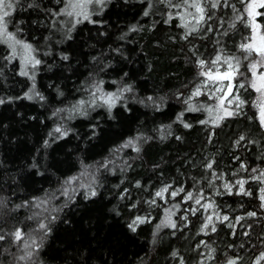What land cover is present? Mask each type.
<instances>
[{
	"label": "trees",
	"instance_id": "1",
	"mask_svg": "<svg viewBox=\"0 0 264 264\" xmlns=\"http://www.w3.org/2000/svg\"><path fill=\"white\" fill-rule=\"evenodd\" d=\"M63 2L20 0L12 15L40 57L34 97L0 43V264L264 263V128L252 95L219 124L188 99L200 61L240 52L245 2L204 0L197 25L184 0H110L65 34ZM165 187L212 198L215 231H200L202 210L183 194L162 203ZM177 200L187 221L173 227Z\"/></svg>",
	"mask_w": 264,
	"mask_h": 264
},
{
	"label": "rangeland",
	"instance_id": "2",
	"mask_svg": "<svg viewBox=\"0 0 264 264\" xmlns=\"http://www.w3.org/2000/svg\"><path fill=\"white\" fill-rule=\"evenodd\" d=\"M20 0H6V3H11L10 8L3 9L4 11H8L9 15L5 17V21L7 22V33L11 34L14 37V40H8L6 35L0 34V43L5 44L10 52V57L13 60H17L20 64V70L22 72H27L28 77L32 80V86L31 90L27 93L28 97H34L36 95V81L38 76V69L39 65L41 63L40 57L37 55V49L33 42L24 40L20 37L19 33L17 32L18 25L14 24L12 27V15L14 14L18 3ZM110 0H101V3L97 4L95 2L88 3L85 8H79V7H71V5L81 4L84 3V0H64L62 3V8L59 9V13L57 15L56 28L60 29L62 33L65 34V24H68V27L72 28V30L80 24V22H83L85 20H93V16L95 14H101L105 9L107 4ZM211 1V0H210ZM244 1V0H243ZM245 7L246 3L243 7V18L245 25H248L249 33L247 34V37L245 38L244 43L252 42L254 46H258V36H261L264 34L262 25L260 22H257L260 26L258 30L255 32L253 31V27L249 25V21H252L255 24L254 18L258 17L259 15H255L254 17H249L247 13H245ZM68 12H72V15H67ZM83 12H87L89 19H84V16L82 15ZM255 12L260 13V7L255 8ZM240 16V15H239ZM256 25V24H255ZM255 37V40L252 38ZM15 41H19L20 43H15ZM23 44L31 45V53L25 51V49L22 47ZM240 44V45H241ZM240 48V47H239ZM29 55L31 57H34L35 60H39V64H35L33 66V63L28 59ZM221 57V60L217 64H213L212 61L215 60L217 56ZM259 57L252 53V55H248L246 52H244L242 49L238 54H231L227 52L220 51L216 54V56L210 61H204V66L200 69V74L202 76V79L200 82L193 88L191 94L189 95V100L191 101L189 107H194L197 110H200L201 108L206 107L208 110V117L206 120H209L212 124H219L224 119L228 117H232L234 115L239 114L241 109L247 104V97H250L252 95V102L251 107H253L254 111L256 112V115L258 119L261 122V102L264 100V97H262L261 93L256 91L254 88L250 86L251 82L253 80L257 81V85L259 86V80L257 79L259 74L264 72V66L257 65L256 68V76H253L252 71H250V65L257 61ZM225 60H231V63L233 64V78L231 80L232 83V89L229 91L227 89V84L229 83L228 80H221L217 79L215 84L209 80L206 76L202 75L204 72H208L209 70L212 71L214 76L219 77L218 74L228 72V65L224 63ZM246 60L248 61L247 64H245ZM238 63V71H235L236 65ZM245 61V62H244ZM244 63L245 68V74L247 72L249 75L243 74L242 67ZM247 80V83H245L244 76ZM239 84H243V87H238ZM217 87H223V91H217ZM199 88L200 95H194L196 90ZM246 95V97L244 96ZM221 97L223 99H221ZM240 101H243V103H240ZM239 104V107L237 105ZM195 109V110H196ZM227 113H232V115H228ZM262 124V123H261ZM264 128V124H262ZM262 174H264V171H262ZM258 178V177H257ZM262 181V188H261V196H264V176L260 177ZM242 178H238L237 183L241 182ZM74 184V182H73ZM76 185V184H75ZM227 185V184H226ZM228 186V185H227ZM167 188V187H165ZM159 190L158 192H161L163 189ZM228 189H231V186L227 187ZM175 192L176 195L183 194V197L181 198V202L189 201L192 205V212L195 213L199 209L202 210L201 214L203 216V222L200 231L203 233H208L209 231H212L213 227L216 228L217 223L223 219V215H221L212 198H210L208 195L203 196L202 193L194 194L193 192H185L182 193L181 189H173L168 193V188L166 192H163L162 196H157L162 203L168 202V198H173L175 196L172 195V193ZM191 193L192 199H187V194ZM199 199L200 203L197 204L196 200ZM192 201V202H191ZM181 202L177 200V202L170 203L168 205V209L166 212V216H168L167 220L171 221V225L178 224L179 220L184 221V219L187 221V213L182 210V212L179 211V209L183 208ZM264 205V200H262ZM208 205H211V207H208ZM211 217V222H209L208 218ZM180 218V219H179ZM207 224V227L205 225ZM257 263V260H256ZM255 263V264H256ZM259 264H264L262 260L258 262Z\"/></svg>",
	"mask_w": 264,
	"mask_h": 264
},
{
	"label": "snow or ice",
	"instance_id": "3",
	"mask_svg": "<svg viewBox=\"0 0 264 264\" xmlns=\"http://www.w3.org/2000/svg\"><path fill=\"white\" fill-rule=\"evenodd\" d=\"M95 2L97 4L101 3V0H84V3L81 4H76V5H71V7H79V8H85L86 5L88 3H92ZM170 2V0H169ZM244 2L246 3V7H245V13H247V15L249 17H254L255 15H261L262 13H258L255 12V8L256 7H260V8H264V0H244ZM184 3L187 7L189 8H193L195 9V13H189V15L193 16V19H195L196 24L199 25L202 22L205 21V17H206V7L204 4V0H191V2H189V0H184ZM12 5L11 3H6V0H0V34L2 35H6L8 40H14V37L11 34L7 33V22L5 21V17H7L9 15L8 11H4L3 9L10 8ZM173 7H176V5H171ZM219 0H211V7L212 8H217L219 7ZM225 7L228 6L227 4V0H225ZM234 7V6H233ZM67 15L71 16L72 12H68ZM82 15L84 16V19H89V16L87 14V12H83ZM145 15H147V13H145ZM210 19V17H208ZM237 19H243V16H238ZM249 25L253 27V31L255 32L260 26L259 25H255L252 21H249ZM185 27H188L187 24H185ZM196 26H192L191 31H196ZM253 40H255V37L252 38ZM260 42L258 44V46H254V44L252 42H248V43H244L240 45V48L246 52L249 56L252 55V53H255L259 59L257 61H255L254 63H252L250 65V71H252L253 76H256V68L257 65L260 66H264V34H262L259 38ZM15 43H20L19 41H15ZM22 47L25 49L26 52H28L29 54L31 53L32 49H31V45L28 44H23ZM28 59L33 63V66H35V64H39L40 61L39 60H35L34 57H31L29 55ZM221 60V57L218 55L215 60L212 61L213 64H217L219 63ZM224 63H226L228 65V72H225L222 76H214L212 71L209 70L208 72H204L202 73V75L206 76L209 80H211L214 84L216 82L217 79H221V80H228L229 83L227 84V89L230 91L232 89V84H231V80L233 78L232 72H233V64L231 63V60H225ZM238 61H237V65L235 68V71H238ZM205 64L204 61H200V65L201 67H203ZM22 75H27V72H22ZM259 80V86L257 85V81L253 80L250 84V86L252 88H254L256 91L260 92L262 97H264V72L260 73L258 78ZM243 84H239L238 87H243ZM224 88L223 87H217V91H223ZM194 95H200V90L199 88L196 90V92L194 93ZM109 99H111V97H109ZM221 99H223L221 97ZM0 103H3V100H0ZM83 103V102H81ZM240 103H243V101H240ZM237 107H239V104L237 105ZM228 115H232V113H227ZM261 123L264 124V100H262L261 102ZM187 126V125H186ZM57 131H59V129H57ZM241 139H243V137H241ZM208 168L212 167V164L209 163L207 165ZM262 176H264V174H262ZM241 185V190L243 189V182H239ZM225 187H228L227 185ZM167 188L163 189L161 192H157L156 195L157 196H162L163 192H166ZM181 191H183L181 189ZM173 196L176 195L175 192L172 193ZM187 199H192V195L191 193L187 194ZM261 199L264 200V196H261ZM196 203L199 204L200 200L197 199ZM208 207H211V205H208ZM250 216H255V213H249ZM224 219L226 220L227 217H224ZM209 222H211V217L208 218ZM173 227H175V225H172ZM41 228H44L45 226L43 224L40 225ZM205 227H207V224L205 225ZM213 231H215V228L213 227L212 229ZM14 236L17 240L22 239V234L19 230H17L14 233ZM3 236H0V239H3ZM27 247V245H25ZM21 259H24V257H21ZM229 264H236L235 261H229Z\"/></svg>",
	"mask_w": 264,
	"mask_h": 264
},
{
	"label": "flooded vegetation",
	"instance_id": "4",
	"mask_svg": "<svg viewBox=\"0 0 264 264\" xmlns=\"http://www.w3.org/2000/svg\"><path fill=\"white\" fill-rule=\"evenodd\" d=\"M255 18L257 19L256 22H255V24L258 25V23H257V22H258V17H255ZM254 21H255V20H254ZM258 29H259V28H258ZM258 29H257V30H258ZM257 38H258V43H259V42H260V40H259L260 36H258Z\"/></svg>",
	"mask_w": 264,
	"mask_h": 264
},
{
	"label": "water",
	"instance_id": "5",
	"mask_svg": "<svg viewBox=\"0 0 264 264\" xmlns=\"http://www.w3.org/2000/svg\"><path fill=\"white\" fill-rule=\"evenodd\" d=\"M254 20H255V22H256V18H254ZM225 73V72H224ZM224 73H220V74H218L219 76H222ZM232 75H233V73H232ZM232 84V83H231Z\"/></svg>",
	"mask_w": 264,
	"mask_h": 264
},
{
	"label": "bare ground",
	"instance_id": "6",
	"mask_svg": "<svg viewBox=\"0 0 264 264\" xmlns=\"http://www.w3.org/2000/svg\"><path fill=\"white\" fill-rule=\"evenodd\" d=\"M85 110V109H84ZM181 111V110H180ZM179 224V223H178Z\"/></svg>",
	"mask_w": 264,
	"mask_h": 264
}]
</instances>
